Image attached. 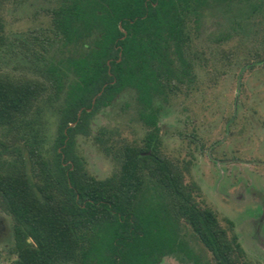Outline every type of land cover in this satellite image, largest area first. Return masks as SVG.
Segmentation results:
<instances>
[{
  "label": "trees",
  "instance_id": "16d2710c",
  "mask_svg": "<svg viewBox=\"0 0 264 264\" xmlns=\"http://www.w3.org/2000/svg\"><path fill=\"white\" fill-rule=\"evenodd\" d=\"M5 1L0 52L18 41L25 64L0 72V210L12 223V264H159L179 252L195 264H251L232 221L200 204L184 166L158 150L156 101L193 81L192 33L208 15L249 12L259 0H49V26L14 37ZM129 89L150 130L144 143L119 141L118 170L97 178L77 137ZM181 221L211 262L180 238Z\"/></svg>",
  "mask_w": 264,
  "mask_h": 264
},
{
  "label": "rangeland",
  "instance_id": "374dc122",
  "mask_svg": "<svg viewBox=\"0 0 264 264\" xmlns=\"http://www.w3.org/2000/svg\"><path fill=\"white\" fill-rule=\"evenodd\" d=\"M49 5V0H6V34L49 26ZM256 5L245 13L216 11L193 31L188 51L193 81L159 101V146L184 166L186 182L197 184V201L215 210L223 225L233 222L248 261L264 264V235L256 233L264 220L255 205L264 200V0ZM16 44L0 52V72L25 71ZM131 100L128 92L121 94L94 116L89 135L77 137V151L97 178L117 168L119 141H141L146 134ZM55 125V117H49L50 137ZM96 134L110 138L102 143ZM11 225L0 210V264H12L15 257L9 252ZM180 225L193 252L211 262L210 251L191 228ZM159 264L194 262L181 252L165 255Z\"/></svg>",
  "mask_w": 264,
  "mask_h": 264
},
{
  "label": "flooded vegetation",
  "instance_id": "af4514ba",
  "mask_svg": "<svg viewBox=\"0 0 264 264\" xmlns=\"http://www.w3.org/2000/svg\"><path fill=\"white\" fill-rule=\"evenodd\" d=\"M206 19V18H205ZM177 89H179V86H177V87H175L174 88V90L171 92V93H168V96H169V94H172V93H174L175 92V90H177ZM125 92H128L130 95H131V102H132V105L134 106V108H135V110H136V115H137V117H138V119L147 127V131H146V134H145V136L142 138V140L141 141H132V142H137V143H144V141H145V138H146V135H147V133H148V131L150 130V127L145 123V121L139 116V111H138V108H137V104H136V97H135V92L133 91V90H131V89H129V90H126V91H124L123 93H125ZM123 93H121V94H123ZM120 94V95H121ZM120 95H118L117 97H119ZM167 96V97H168ZM117 97L115 98V99H117ZM114 99V100H115ZM113 100V101H114ZM160 100H165V99H157V101H156V103H157V105H158V110H157V113H156V126L158 127V129H157V135H156V137H155V143H156V146L158 147V150L160 151V152H162V150L160 149V146H159V135H160V127H159V114H160V106H159V101ZM112 101V102H113ZM111 102V103H112ZM111 103H109V104H105V105H102L101 107H99V109L94 113V115H93V117H92V119H90V129H91V124H92V121H93V118H94V116L98 113V111L101 109V108H103V107H105V106H108V105H110ZM263 125H264V119H263ZM100 131H102V129H99V131H98V133L100 132ZM130 143V142H129ZM152 151V147L149 149V151H148V153H150ZM162 153H164V152H162ZM115 159H116V161H117V164H116V166H117V168L111 173V174H113L115 171H117L118 170V168H119V165H120V161H119V159L117 158V156L115 155ZM174 160V159H173ZM175 161V160H174ZM176 163H178L177 161H175ZM110 174V175H111ZM109 176V175H108ZM196 196V195H195ZM196 198V197H195ZM197 200V199H196ZM255 203V202H254ZM257 207H260V212L258 213L259 214V220L260 221H263L264 220V200H260L257 204H255ZM231 221V220H230ZM181 223H182V225L183 224H185V225H188L187 223H185V222H183V221H181ZM180 223V224H181ZM233 223V222H232ZM181 226V225H180ZM193 232V231H192ZM262 232V234L264 235V222H262L261 224L260 223H258V226H257V229H256V233L257 234H259V233H261ZM195 235V234H194ZM180 238L181 239H183L184 240V242L186 243V245L189 247V245H188V243L186 242V240H185V236L182 234V231H181V229H180ZM190 248V247H189ZM190 250H192L191 248H190ZM193 251V250H192ZM179 253H181V252H179ZM194 253V252H193ZM195 254V253H194ZM177 255H178V253H177ZM196 255V254H195ZM197 256V255H196ZM198 257V256H197ZM199 258V257H198ZM200 260V259H199ZM193 262H194V260H192ZM201 261V263H203V262H209L208 260H205V261H202V260H200ZM194 264H195V262H194Z\"/></svg>",
  "mask_w": 264,
  "mask_h": 264
},
{
  "label": "water",
  "instance_id": "95a60500",
  "mask_svg": "<svg viewBox=\"0 0 264 264\" xmlns=\"http://www.w3.org/2000/svg\"><path fill=\"white\" fill-rule=\"evenodd\" d=\"M79 114H80V112H79ZM72 125H74V123H72Z\"/></svg>",
  "mask_w": 264,
  "mask_h": 264
}]
</instances>
